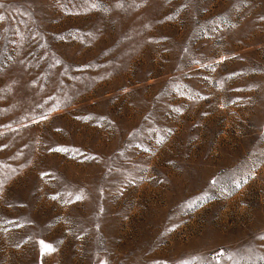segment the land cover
Listing matches in <instances>:
<instances>
[{"label":"rangeland","instance_id":"obj_1","mask_svg":"<svg viewBox=\"0 0 264 264\" xmlns=\"http://www.w3.org/2000/svg\"><path fill=\"white\" fill-rule=\"evenodd\" d=\"M0 264H264V0H0Z\"/></svg>","mask_w":264,"mask_h":264},{"label":"snow or ice","instance_id":"obj_2","mask_svg":"<svg viewBox=\"0 0 264 264\" xmlns=\"http://www.w3.org/2000/svg\"><path fill=\"white\" fill-rule=\"evenodd\" d=\"M78 198H79V197H78ZM44 250H45V251H51L52 249H51L49 246L46 245L45 248H44Z\"/></svg>","mask_w":264,"mask_h":264}]
</instances>
